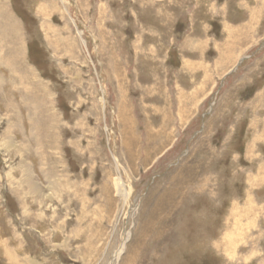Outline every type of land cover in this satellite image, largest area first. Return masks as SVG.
<instances>
[{"label": "rangeland", "instance_id": "rangeland-1", "mask_svg": "<svg viewBox=\"0 0 264 264\" xmlns=\"http://www.w3.org/2000/svg\"><path fill=\"white\" fill-rule=\"evenodd\" d=\"M0 8V264H264V0Z\"/></svg>", "mask_w": 264, "mask_h": 264}, {"label": "bare ground", "instance_id": "bare-ground-1", "mask_svg": "<svg viewBox=\"0 0 264 264\" xmlns=\"http://www.w3.org/2000/svg\"><path fill=\"white\" fill-rule=\"evenodd\" d=\"M1 9V8H0ZM2 12V11H1ZM1 17H3V16H1ZM7 101V100H6ZM117 185H118V191L121 193V195H123L122 193H123V191L124 190H122V184L120 183V182H118L117 183ZM36 193V192H35ZM126 194H124V196H125ZM128 196V195H127ZM125 248V247H124ZM119 256V255H118Z\"/></svg>", "mask_w": 264, "mask_h": 264}]
</instances>
